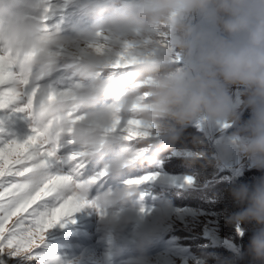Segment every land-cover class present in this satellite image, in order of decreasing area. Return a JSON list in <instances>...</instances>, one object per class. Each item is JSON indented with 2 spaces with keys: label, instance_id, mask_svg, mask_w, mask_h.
I'll use <instances>...</instances> for the list:
<instances>
[{
  "label": "clouds",
  "instance_id": "clouds-1",
  "mask_svg": "<svg viewBox=\"0 0 264 264\" xmlns=\"http://www.w3.org/2000/svg\"><path fill=\"white\" fill-rule=\"evenodd\" d=\"M40 8L39 0H0V46L33 80H42L63 61L76 78L87 82L35 112L37 125L53 122L48 129L51 142L63 141L72 128L70 138L84 158L117 147L105 168L118 175L146 158L145 152L138 154L113 133L118 110L140 120L150 132L138 143L152 149V162L172 150L183 129L194 121L204 119L209 125L230 121L237 129L217 148V162L227 163L239 154L264 169V0H97L83 7L84 14L96 22L76 38L45 34L36 15ZM193 15L224 35L197 31L190 23ZM99 33L107 37L103 52L88 47L97 43ZM125 44L132 45L136 62L108 74L106 66L116 61ZM181 58L182 67L178 66ZM233 87L242 89L245 107L252 110L248 121H240L230 95ZM69 112L86 115L74 124L66 115ZM42 174L35 166L31 179L39 181ZM90 189V183L84 184L78 195L87 200ZM137 193L138 186H126L99 195L94 205L100 210L118 209ZM230 194L242 206L232 222L261 226L247 253L253 264H264V178L251 188L234 186ZM170 214L171 206L166 205L154 223L135 234L138 255L130 257L128 264H151L146 249L164 230ZM133 219L131 214L110 215L102 223L115 230ZM210 259L203 257L202 264Z\"/></svg>",
  "mask_w": 264,
  "mask_h": 264
},
{
  "label": "rangeland",
  "instance_id": "rangeland-1",
  "mask_svg": "<svg viewBox=\"0 0 264 264\" xmlns=\"http://www.w3.org/2000/svg\"><path fill=\"white\" fill-rule=\"evenodd\" d=\"M87 2H97V0H39L42 8L38 10L36 15L37 18H40L45 14L44 9H49L46 21V27L49 31L76 38L80 31L88 30L81 24L82 19L87 16L83 12V7ZM189 19L197 31L224 35L199 15H193ZM184 63L185 61L181 58L178 61V66L182 67ZM76 85L83 86L84 82L70 79L58 65L52 73L40 81V86L43 89L57 92L71 90ZM241 93L242 89L239 87L230 89V95L234 105L239 110L240 116L245 112L243 119L248 121L252 118L253 113L250 108L246 110V97L242 96ZM8 116L9 114L0 112V118L5 119L6 132L9 134L4 138L22 139L28 133L27 121L19 116H12L10 119ZM191 125H196V127L183 129L180 140L172 150L167 152V157L183 161H179L184 167L183 172L165 173L160 168L150 172L146 169L145 175L156 176L155 180L147 183L185 190L208 181L209 177L216 179L221 176V180H223L222 177L230 180L232 175L235 177L242 175L245 179L243 180L245 185L251 188L264 178V169L256 168L250 158L239 154H235L227 163L217 162V148L236 131L235 124L229 121L223 124L213 123L209 125L206 120L201 119L197 122L194 121ZM196 141H202V143H196ZM188 156H192L194 159H189ZM155 166L159 167V164L157 163ZM218 167L221 169V174L217 170ZM108 172L105 167H102V169L85 176L83 170L80 180L82 182L92 181L87 198L88 204L79 211L63 218L46 233L43 251L47 255L58 257L59 264H128L130 257L138 255L135 234L142 227L154 223L160 210L166 206V204L152 206L150 203L142 202L138 203L137 206L128 205L114 210L96 208L94 201L99 195L124 188L128 186L127 182L131 180L123 181L116 189L95 190V182ZM102 173L103 175H101ZM186 178H191L192 183H185ZM224 184L222 182L221 187ZM215 192L216 197L212 194L208 200L211 201L210 205L215 206L208 208L204 204L210 212L203 211L198 206L171 208L170 218L164 230L146 249L151 264H202L203 256L199 252L212 258L209 260V264H236L233 259L234 256L224 252L222 247L218 248V245L227 246L231 240L235 239L234 232L237 224H234L231 218L241 211L242 206L234 201L230 190L223 193V191L216 189ZM236 204L239 207H235ZM129 214L134 217L133 222L119 229H108L102 223L106 216ZM14 220L15 218H13ZM11 223L8 225L9 228ZM241 225L250 231L261 227L255 222H245ZM171 231H175L178 235H174ZM253 236L249 232V235L243 236L244 239L240 241L242 247L240 258H242L239 264L241 262L253 264L247 253L248 245ZM180 238L194 239L199 246L195 243L194 253L188 252L187 246L190 241L181 242Z\"/></svg>",
  "mask_w": 264,
  "mask_h": 264
},
{
  "label": "snow or ice",
  "instance_id": "snow-or-ice-1",
  "mask_svg": "<svg viewBox=\"0 0 264 264\" xmlns=\"http://www.w3.org/2000/svg\"><path fill=\"white\" fill-rule=\"evenodd\" d=\"M48 11L45 8V14L38 19L43 32L51 35L53 33L46 27ZM98 37L97 43L88 47L103 52L107 37L103 33ZM131 48V44L124 45L116 61L106 66L108 74L115 75L136 62L137 57L131 53ZM40 81L20 72L13 55L0 46V112L9 114V119L19 116L28 123L26 136L7 139L4 138L9 135L6 121L0 118V264H59L58 257L43 251L46 233L63 218L88 204L78 195V189L92 183L80 180L89 159L84 158L82 149L74 147L70 138L72 128L63 141L53 143L48 131L53 122L37 125L33 120L38 108L67 95L72 89L61 92L45 90ZM66 115L75 124L86 114L69 112ZM112 131L129 147H136L138 154L145 151L139 148L138 141L149 136L150 132L140 120L131 115L123 116L118 110ZM35 166H39L43 173L39 181L31 179ZM155 179V175H145L131 179L127 184L138 186ZM185 183L191 184L192 179L186 178Z\"/></svg>",
  "mask_w": 264,
  "mask_h": 264
},
{
  "label": "trees",
  "instance_id": "trees-1",
  "mask_svg": "<svg viewBox=\"0 0 264 264\" xmlns=\"http://www.w3.org/2000/svg\"><path fill=\"white\" fill-rule=\"evenodd\" d=\"M95 22H96V18L86 16L82 19L81 24L83 25L84 28L90 29L92 24ZM65 65H66L65 62L63 61L60 64H58V66L62 68L63 72L67 77H69L74 81L82 82L78 78H76L72 74L71 70ZM86 83L87 82H84V84ZM247 109L248 108H246V110ZM244 113L243 115H241L242 117L240 116L241 123L246 121V119H243L245 115ZM193 127H196V125H189L186 128H193ZM234 128L237 129V125L234 126ZM139 148L141 150H145L144 152L146 158L142 162H138L131 170H124L118 175L111 172L106 173L95 182V190L103 191V190L116 189L123 183V181L127 179H135V178L143 177L146 174V169L150 170V172L156 171L157 168H160L165 173L177 174L183 172L182 170H184V167L181 165V163H179V161L181 160L171 159L167 157V152L158 161L152 162L150 159V153L152 149H148L146 145H140ZM133 150H137L136 147H133ZM118 151L119 149L117 147H113L110 150L102 151L99 156L89 158L88 163L84 168L85 176H87L92 172L102 169V167H105L115 158ZM157 163L159 164V167L155 166V164ZM137 165L139 166L137 167ZM217 170L220 171L221 169L218 167ZM219 171H217V174H219ZM230 177H231L230 180L227 179L226 177L225 178L222 177L223 180H221V176H219L216 179H213V177H209L208 181L206 182L204 181L202 184L194 188H187L185 190H177V188L175 187L169 188L167 186H163L159 184L144 183L138 185V193L135 197L132 198V200L129 202L128 205L137 206L138 203L146 202L152 204V206H160L166 204V205H170L171 208L198 206L201 207V210L210 212L208 208L212 206L214 207L215 205H210L211 201L208 200L210 199V196L212 194H214L216 197L217 195L215 192L216 189H219L223 191V193H225L226 190H230L234 186L245 185V182L243 181L245 179L242 177V175H238L237 177L232 175ZM222 182H224L225 184L221 187ZM204 204H206L208 208L204 206ZM235 207H239V206L236 204ZM258 231L259 229H255L253 231L247 230L241 224H238L234 232L235 239L231 240L227 246L218 245V248L222 247V250H224V252L234 256L233 257L234 262H236V264H239L242 258V257L240 258L241 256L240 249L242 248L240 241L244 239L243 236L249 235V232L251 233V236H253ZM171 232L174 233V235L176 236L178 235V233H175V231H171ZM184 240L190 241L188 246L186 245L187 251L194 253L195 243H197V246H199L198 242L194 239L180 238L181 242ZM199 254L205 257L203 253L199 252ZM244 263L247 262H241V264Z\"/></svg>",
  "mask_w": 264,
  "mask_h": 264
}]
</instances>
